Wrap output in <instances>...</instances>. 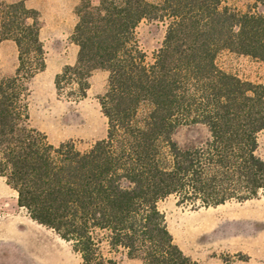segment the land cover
<instances>
[{"label": "trees", "instance_id": "obj_1", "mask_svg": "<svg viewBox=\"0 0 264 264\" xmlns=\"http://www.w3.org/2000/svg\"><path fill=\"white\" fill-rule=\"evenodd\" d=\"M230 0H81L70 36L76 62L56 74L58 95L82 99L96 69L108 72L99 97L106 136L88 149L51 143L31 126V81L46 68L41 19L25 0L0 3V41L18 48L0 79V176L20 207L54 230L83 264H115L124 249L143 264H198L174 241L159 201L218 205L264 196V84L226 72L223 50L264 62V0L239 11ZM143 20L165 25L151 57L139 44ZM209 131L201 145L174 139L181 125Z\"/></svg>", "mask_w": 264, "mask_h": 264}, {"label": "rangeland", "instance_id": "obj_2", "mask_svg": "<svg viewBox=\"0 0 264 264\" xmlns=\"http://www.w3.org/2000/svg\"><path fill=\"white\" fill-rule=\"evenodd\" d=\"M73 1L69 0L70 4ZM91 1L98 3V0ZM255 1L230 0L229 4L244 12ZM136 34L151 60L164 39L165 25L143 20ZM45 42L48 67L38 72L30 84V124L44 132L53 144L71 140L77 148L86 150L107 133V118L99 97L106 90L108 72L103 69L92 72L87 94L82 99L67 98L68 90L58 95L54 78L65 66L60 67L62 63L74 64V50L68 48V40ZM216 62L221 69L241 79L264 84V62L258 59L223 50ZM7 75L11 74L0 69V79ZM208 136L209 131L202 124L181 125L173 133V139L183 148L201 145ZM256 153L264 158V130L258 135ZM158 207L165 214L174 241L198 264H264V196L205 206L181 203L177 196L170 195L159 201ZM104 251L115 264H143L141 259L129 258L122 248L109 252L104 246ZM0 264H83L80 254L73 251L69 242L54 230L38 224L19 206L16 191L2 176Z\"/></svg>", "mask_w": 264, "mask_h": 264}, {"label": "crops", "instance_id": "obj_3", "mask_svg": "<svg viewBox=\"0 0 264 264\" xmlns=\"http://www.w3.org/2000/svg\"><path fill=\"white\" fill-rule=\"evenodd\" d=\"M1 2H11L16 0H0ZM81 0H74L71 4L69 0H25V5L28 8L36 9L40 14L41 29L40 38L44 43L46 49V42L49 40H68V48L74 50V60L76 62L78 46L71 41L70 36L77 23V15L75 13L76 6ZM68 20V21H67ZM65 25L68 28H64ZM50 27L52 31L49 32ZM13 61V64H12ZM18 62V48L14 40L3 39L0 41V69L5 74H12L17 67ZM74 62V63H75ZM73 65L72 62H64V65ZM47 50H46V68Z\"/></svg>", "mask_w": 264, "mask_h": 264}]
</instances>
